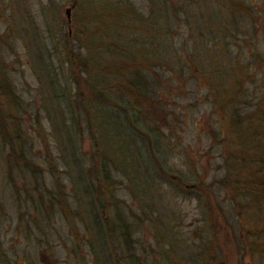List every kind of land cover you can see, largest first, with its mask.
<instances>
[{
  "label": "rangeland",
  "instance_id": "374dc122",
  "mask_svg": "<svg viewBox=\"0 0 264 264\" xmlns=\"http://www.w3.org/2000/svg\"><path fill=\"white\" fill-rule=\"evenodd\" d=\"M130 1L146 18L156 11L158 23L155 15L152 23L167 44L158 48V54H166L159 56L161 66L145 61L148 51L137 59L133 51L120 55L131 69L154 65L147 73L156 102L139 100L151 103L153 115V107L160 106L164 144L156 153L166 172L143 135L133 131L132 138L127 129L124 136L121 120L103 114L116 160L129 164L131 172L128 137L131 147L134 139L138 144L139 165L147 166L138 175L146 181L138 194L128 177L109 165L112 179L105 185L114 191H105L106 206L96 211L117 233L122 222L130 231L129 240L111 237L110 258L101 251L93 225L88 230L80 216L67 215L72 203L89 217L86 208L97 194L88 193L87 176L80 179L70 167L83 158L88 171L97 156L87 117H77L75 124L71 116L90 95L92 79L88 87V73L80 67L73 71L67 60L96 52L85 45L91 46L88 27L97 24L86 21L95 13L93 1L0 0V264H101L103 257L118 264H264V207L223 182L229 151L248 156L247 147L231 143L229 118L235 107L246 113L264 100V0ZM106 41L97 38V44ZM90 67L93 75L99 70ZM224 96L236 100L231 104ZM20 129L22 138L15 136ZM79 200L81 208L75 206Z\"/></svg>",
  "mask_w": 264,
  "mask_h": 264
},
{
  "label": "trees",
  "instance_id": "16d2710c",
  "mask_svg": "<svg viewBox=\"0 0 264 264\" xmlns=\"http://www.w3.org/2000/svg\"><path fill=\"white\" fill-rule=\"evenodd\" d=\"M95 13L89 12L86 21L92 22L96 21L97 24L95 29L92 30V27H88L87 31L90 30V33H86L87 40H91L90 44H85L88 49L93 48L96 52L93 56H89L90 52L87 55L76 54V56L68 55V62L72 67V70L75 71V68L78 67L83 68L85 73V77L92 79L91 84V93L89 96L84 95L83 98L86 102L80 103L78 105V112H75V115L72 114V119L77 124V117L85 115L88 120V124L90 130L92 131V135L95 139V147H96V156L97 159L92 158L93 164L88 168V171L85 170L84 161L82 158L81 163L70 164V167L76 168L78 171L79 178L83 179L84 175L87 176V184L84 186V189L87 190L88 193L94 192L96 194V198L93 199L92 202L87 206V217L85 214L83 215L80 210L72 207V203L65 201V203H69L67 205V215H72V217L77 218L81 217V221L85 224V227L88 228L89 224H92L94 227V232L96 234V238L98 243H101V251L105 253V256L112 258L113 249L110 246L109 240L111 237L117 238V236H124L126 240L130 238L129 226L125 222H122L120 232L117 233L118 228L116 226L110 225V221L106 220L102 217L99 211H96L98 207H105L102 202V197L106 195L105 191H114L112 187L110 190L108 186L106 187V183L112 179L111 174L112 171L109 169V165L112 162V165L115 166L118 170H121L126 177L129 179V183L133 186V192L138 194L144 193V188L146 185V181L143 183L139 180L140 172L144 167L140 166L139 157H138V146L137 142L133 141L134 148L131 147L130 140L127 137V143L129 147V159H131V172L127 170L129 164L122 165L119 163L112 151V147H109L110 141L108 138V126L109 122L107 119L102 118L103 114H107L112 117H116L120 122V130L124 132L128 129L131 131L132 138L135 133H139L145 137L146 145L148 151L151 156L155 158L160 170L165 171L166 169L162 166L160 154L156 153L158 148L162 147L164 144L163 138L160 136V122L161 116L158 114V108L160 106L153 107L154 115L151 107L149 106V101L139 100L140 98H148L152 101H155L152 97V87L153 83L150 80L148 75V71L152 69L154 65H148V68L136 67L131 69V66L124 63V60L121 59V53H127V51H133L131 54L133 55V59H137L140 56L139 53H143L144 55L147 51L150 53V57L148 59L145 58V61L148 63H152L153 59L156 60L157 65L161 66L163 59L165 57L162 53H159L158 48L163 47L166 42L163 38H161L160 32L157 31L156 27H154V23H152V19L155 15L156 11L150 15V17H145L141 11L137 10L136 12L132 10V6L135 7V4L130 0H92ZM89 2V1H88ZM164 5L166 4V0H162ZM90 4V2H89ZM90 6V5H89ZM243 6V5H242ZM103 7V8H101ZM101 8V11L99 10ZM123 8V9H122ZM99 12V13H98ZM93 14V17H92ZM134 19V21L132 20ZM129 16V18H128ZM157 18V19H156ZM155 18V23H158V17ZM128 19V20H127ZM165 22V21H164ZM168 21L166 20L165 27L167 26ZM153 26V27H152ZM162 27H164L161 24ZM161 27V29H163ZM169 28V27H168ZM205 31H211L209 27L206 28ZM75 34L78 35V32L75 31ZM79 36V35H78ZM98 36L100 39H108L105 43L100 42L97 44ZM93 44V46H92ZM167 45V44H166ZM122 48V50L120 49ZM69 49V48H68ZM163 50H166L163 48ZM91 51V50H90ZM70 53H73L70 52ZM167 53V52H166ZM125 55L124 57H127ZM157 56V57H156ZM159 56H162L159 57ZM136 62H138L136 60ZM93 65H97L99 70H97L94 75L90 72L89 67ZM136 65H140V62L136 63ZM163 65V64H162ZM47 66V65H46ZM128 66L130 68H128ZM91 68V67H90ZM148 69V70H146ZM80 78V76H78ZM148 78V79H147ZM112 79L114 81L109 85V80ZM55 80L53 81V86H55ZM97 84H105V89H98ZM4 91L6 94L10 93L9 85L3 83ZM57 97L65 96V93L56 94ZM98 97V98H94ZM94 98V99H92ZM221 98V97H219ZM221 99H227L224 96ZM72 100V96L70 95L69 108H71L70 101ZM157 100L161 99L157 97ZM236 97L228 100L231 104L234 103ZM17 101V100H16ZM156 102V101H155ZM86 103V104H85ZM85 104V105H84ZM149 107L148 112L145 111L144 107ZM162 106V105H161ZM118 108V112L115 114L114 108ZM223 107L227 108L226 104H223ZM116 108V109H117ZM122 110V112L120 111ZM164 110V109H162ZM73 111V110H72ZM229 118L228 130L233 131L234 142L232 144H236L239 149L242 146L247 147L248 156H240L238 154L239 150L229 151L227 156V174L228 178L224 180V185L229 186L231 190L236 191L240 195H249L251 201L256 203L255 205L261 206V210L264 207V100H261L260 103L256 106L254 110H251L246 113H242L238 107H235L234 112ZM115 115V116H114ZM4 119L6 117L4 115ZM166 120V116H165ZM13 121V120H12ZM168 121V120H167ZM14 123V122H13ZM61 128V124L58 125ZM5 129H9V127H5ZM134 131V132H133ZM229 132V131H228ZM3 133L4 130H3ZM22 129L16 132V137L22 138ZM12 135H9V137ZM125 136V134H124ZM131 137V136H130ZM136 151V152H134ZM137 159V160H135ZM81 160V158L79 159ZM136 161V162H135ZM115 162V163H114ZM139 162V163H138ZM161 163V165L159 164ZM143 167V168H142ZM134 168V169H133ZM144 169V172H148L147 169ZM101 172L104 176L101 179H98L95 175ZM149 174V172H148ZM98 184V186L95 185ZM94 184V185H93ZM151 189L153 188L152 184L150 185ZM99 199V203H98ZM59 202H63L60 201ZM83 201L79 200L75 206L81 205ZM114 203L112 202L111 205ZM85 207L86 204L84 203ZM262 212V211H261ZM264 219V216L263 218ZM110 225V226H109ZM95 245H93V248ZM108 257L102 258L101 264H118L116 258L110 259Z\"/></svg>",
  "mask_w": 264,
  "mask_h": 264
},
{
  "label": "water",
  "instance_id": "95a60500",
  "mask_svg": "<svg viewBox=\"0 0 264 264\" xmlns=\"http://www.w3.org/2000/svg\"><path fill=\"white\" fill-rule=\"evenodd\" d=\"M71 11H72V8L71 7H68V9H67V14H68V19H69V21H71ZM248 264H251V263H248Z\"/></svg>",
  "mask_w": 264,
  "mask_h": 264
}]
</instances>
